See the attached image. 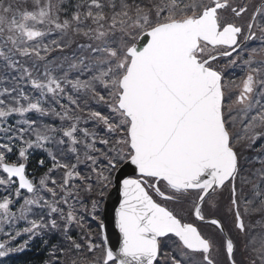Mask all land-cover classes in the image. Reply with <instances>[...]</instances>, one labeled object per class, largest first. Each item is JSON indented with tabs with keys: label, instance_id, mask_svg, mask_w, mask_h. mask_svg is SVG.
<instances>
[{
	"label": "snow or ice",
	"instance_id": "1",
	"mask_svg": "<svg viewBox=\"0 0 264 264\" xmlns=\"http://www.w3.org/2000/svg\"><path fill=\"white\" fill-rule=\"evenodd\" d=\"M0 193V258L57 232L54 264H264V0H0Z\"/></svg>",
	"mask_w": 264,
	"mask_h": 264
},
{
	"label": "trees",
	"instance_id": "2",
	"mask_svg": "<svg viewBox=\"0 0 264 264\" xmlns=\"http://www.w3.org/2000/svg\"><path fill=\"white\" fill-rule=\"evenodd\" d=\"M51 38H57L54 34ZM80 42H84L81 38H77ZM73 48L76 47L75 44L72 45ZM53 57L59 55V53H53ZM26 90H28V86L25 85ZM34 95H38V93H34ZM62 103H67L66 100L62 101ZM93 108H95V105H92ZM59 110V109H57ZM105 111V114H107V109H102ZM38 114L31 113L29 114V117L32 119H36ZM44 123L48 124H54L57 127L60 125V121L57 117H45L43 118ZM9 123H14V119H10ZM81 127H89L90 129L93 128V122L89 121L87 124H81ZM98 130V128H97ZM99 146V145H98ZM51 147V145H49ZM55 148H53V151ZM252 153V154H251ZM250 154L253 155V152L251 150L245 152V155ZM12 156V160L16 159L18 154L14 150ZM46 156L48 157L47 153L42 150H33L30 152L29 159L27 161V167L29 171H36L35 173V179L38 181L39 177L42 176L49 167H51V161L46 160ZM44 159L45 160V166L41 167L39 165V160ZM69 160H72V157H68ZM81 170L83 171V166H81ZM53 176H55L57 179H59V173L54 172L52 173ZM226 201V200H225ZM85 223L90 225L93 229L96 228L95 222L88 216H85ZM23 226H25L23 224ZM71 234L77 238V240L80 239L81 233L79 229L73 228ZM47 241V243H44L43 241ZM97 243H99V239L96 240ZM53 246H56L57 248H67V242L63 239L62 235L57 232H51L46 233L44 236L39 237L37 239H34L29 247L25 249L23 252L20 253H13L10 255L9 261L5 259L3 261V264H54L55 260L57 259V256L61 260L66 261L68 258L60 255L57 252V256L52 255Z\"/></svg>",
	"mask_w": 264,
	"mask_h": 264
},
{
	"label": "flooded vegetation",
	"instance_id": "3",
	"mask_svg": "<svg viewBox=\"0 0 264 264\" xmlns=\"http://www.w3.org/2000/svg\"><path fill=\"white\" fill-rule=\"evenodd\" d=\"M250 3L256 4L259 3V0H250ZM247 21V17H245L241 22H246ZM261 44L260 40H255V41H250L248 42L247 47L248 48H252V47H259V45ZM220 64H225L226 60L221 59L219 61ZM243 71L237 67V68H226L225 70V79L226 80H237L239 79V77L243 76ZM227 196H228V192H227V188L222 190V195L216 196L214 195L215 199H218L221 202V210L220 212L216 213V217L220 218L222 220V222H225L226 225V230L231 228V222L228 221L225 217V210H226V205H227ZM226 200V201H225ZM194 219V218H193ZM206 231H214V226H204L202 225ZM213 255H216V253H213Z\"/></svg>",
	"mask_w": 264,
	"mask_h": 264
},
{
	"label": "water",
	"instance_id": "4",
	"mask_svg": "<svg viewBox=\"0 0 264 264\" xmlns=\"http://www.w3.org/2000/svg\"><path fill=\"white\" fill-rule=\"evenodd\" d=\"M127 172L129 175H135V173L132 172V168L128 167ZM117 200V193L115 190H111L108 193V196L105 200V209L109 215V219L106 220V225H107V233L109 236V244L114 247V249L118 246V229H115L113 226V223L111 222V217L114 214L113 213V208L115 206H118L116 203Z\"/></svg>",
	"mask_w": 264,
	"mask_h": 264
},
{
	"label": "rangeland",
	"instance_id": "5",
	"mask_svg": "<svg viewBox=\"0 0 264 264\" xmlns=\"http://www.w3.org/2000/svg\"><path fill=\"white\" fill-rule=\"evenodd\" d=\"M260 46V45H259ZM21 225V223H20ZM5 260V258H0V264H3V261Z\"/></svg>",
	"mask_w": 264,
	"mask_h": 264
}]
</instances>
